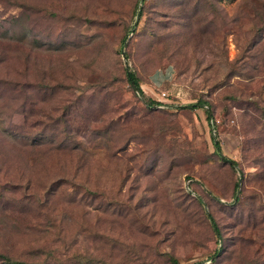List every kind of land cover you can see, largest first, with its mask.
Segmentation results:
<instances>
[{
	"label": "rangeland",
	"instance_id": "374dc122",
	"mask_svg": "<svg viewBox=\"0 0 264 264\" xmlns=\"http://www.w3.org/2000/svg\"><path fill=\"white\" fill-rule=\"evenodd\" d=\"M0 254L264 264V0H0Z\"/></svg>",
	"mask_w": 264,
	"mask_h": 264
},
{
	"label": "trees",
	"instance_id": "16d2710c",
	"mask_svg": "<svg viewBox=\"0 0 264 264\" xmlns=\"http://www.w3.org/2000/svg\"><path fill=\"white\" fill-rule=\"evenodd\" d=\"M144 0H139V3H143ZM139 9V8H137ZM140 15V12L137 11L136 12V16L138 17ZM131 31V30H130ZM124 42V41H123ZM122 42V44H123ZM123 54V52H122ZM125 77L127 79V82L128 84L130 85V87L134 90V92L138 93L140 96H142V99H143V92L140 88V84H139V80L138 78L136 77V75L134 74V72H132L129 68H126L125 67ZM144 102L146 103V105L149 106L150 102H147L145 99H143ZM200 103L197 104V105H187L186 107H199V106H203L205 104H202L201 101H199ZM207 118L209 120V123L211 124L212 121H211V116L210 114L207 115ZM212 140H213V144L215 146V149L217 152H220V147L217 143V141L215 140L214 136L212 137ZM221 159L224 160V161H228L232 164V166H236V163L233 162V161H229V160H226L223 155H220ZM240 182V181H239ZM239 182L236 183L235 185V189H237L239 187ZM207 218L210 222V225H211V228H212V231L214 232V234L216 235V237L218 238V240L221 239V235H220V231H219V228L217 227L214 219L210 216V215H207ZM219 250H216L214 252V254L209 258V260L211 261H215L217 257H219ZM0 258L3 260V262H5L6 264H29V263H26V262H22V261H11L10 259H8L7 257H5L4 255H1L0 254ZM174 264H177L174 262ZM194 264H202V263H194Z\"/></svg>",
	"mask_w": 264,
	"mask_h": 264
},
{
	"label": "crops",
	"instance_id": "0c3cea01",
	"mask_svg": "<svg viewBox=\"0 0 264 264\" xmlns=\"http://www.w3.org/2000/svg\"><path fill=\"white\" fill-rule=\"evenodd\" d=\"M169 77L168 73H159V74H155L154 76L151 77V83L152 84H158L161 83L163 79H166Z\"/></svg>",
	"mask_w": 264,
	"mask_h": 264
},
{
	"label": "built area",
	"instance_id": "2783aa9c",
	"mask_svg": "<svg viewBox=\"0 0 264 264\" xmlns=\"http://www.w3.org/2000/svg\"><path fill=\"white\" fill-rule=\"evenodd\" d=\"M160 95L163 97L164 96V93H161Z\"/></svg>",
	"mask_w": 264,
	"mask_h": 264
}]
</instances>
